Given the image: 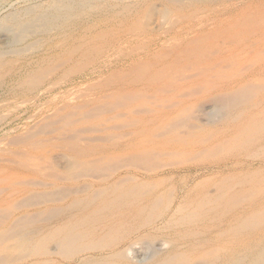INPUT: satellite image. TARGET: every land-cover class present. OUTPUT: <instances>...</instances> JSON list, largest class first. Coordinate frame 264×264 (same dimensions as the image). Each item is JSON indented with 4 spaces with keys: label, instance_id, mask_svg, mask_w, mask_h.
I'll use <instances>...</instances> for the list:
<instances>
[{
    "label": "bare ground",
    "instance_id": "1",
    "mask_svg": "<svg viewBox=\"0 0 264 264\" xmlns=\"http://www.w3.org/2000/svg\"><path fill=\"white\" fill-rule=\"evenodd\" d=\"M20 10L0 91L36 109L0 139V264H264V0Z\"/></svg>",
    "mask_w": 264,
    "mask_h": 264
},
{
    "label": "rangeland",
    "instance_id": "2",
    "mask_svg": "<svg viewBox=\"0 0 264 264\" xmlns=\"http://www.w3.org/2000/svg\"><path fill=\"white\" fill-rule=\"evenodd\" d=\"M45 1H47V0H0V19H2L3 17H5L6 15H8V13L10 14V13H12V12H19V10L21 9H23L24 7H27V6H29V5H35L36 4V2H37V4L38 3H41V2H45ZM30 3V4H29ZM33 3V4H32ZM20 10V11H21ZM11 11V12H10ZM5 15V16H4ZM86 16V15H85ZM84 16V17H85ZM81 21V20H80ZM79 21V22H80ZM71 23H73V22H71ZM71 25V24H70ZM54 32V33H53ZM56 32H58L57 30H51V32L48 34V36H50V34L52 33L53 35H56L57 33ZM51 34V35H52ZM40 36H42V35H36V37H40ZM44 36V35H43ZM3 36H0V44L3 46L4 45V42H5V38L3 37V39H1ZM57 38H58V36L55 38V39H53L52 41H50V40H48L45 44L46 45H44L43 46V48H45L46 46H48L49 44H53V42H55L56 40H57ZM33 39V37L32 38H28V39H26L23 43H20L19 45L21 46H23L25 43H27V42H29V41H31ZM3 41V42H2ZM3 43V44H2ZM29 55L30 54H32V52H31V50L30 51H28L27 52ZM9 93L10 92H4V91H0V103L2 104V106H1V104H0V122H2V123H0V139H2V141L4 142L5 140H7V138L9 137V135H10V137L11 136H13V135H15V133L17 134L18 132H20V131H22V129L23 128H21V130H20V127H25V125H26V114H27V112H28V115L29 114H31V113H33V111H34V108L36 109V106L35 105H33V104H27L26 106H24V107H22L21 108V106H19L20 105V102H19V100H21L22 99V97H20V95L19 94H15V96H13V94H11L10 93V95H9ZM8 94V95H7ZM12 95V96H11ZM17 95H19V96H17ZM5 96V97H4ZM9 96V97H8ZM2 97L4 98L3 100H2ZM19 103H18V102ZM4 102V103H3ZM5 102H8V106H7V103H5ZM12 104V105H11ZM5 105V106H4ZM2 107V108H1ZM28 107V108H27ZM8 110H7V109ZM23 108H26L27 109V111H25L24 112V109ZM16 109V110H15ZM17 109H18V111L20 112V113H22L23 112V114H25V115H22L21 117H20V119L19 118H17L16 119V117L14 116V115H16V111H17ZM12 112H11V111ZM8 111H10L9 113H8ZM30 111V112H29ZM7 114H6V113ZM6 114V115H5ZM14 114V115H13ZM4 115V116H3ZM10 119V120H9ZM13 119H14V121H13ZM25 119V120H24ZM16 120H18V121H16ZM9 121V122H8ZM11 121H13V122H11ZM23 121V122H22ZM11 122V123H10ZM18 122V123H17ZM22 122V123H21ZM4 123V124H3ZM10 124V125H9ZM11 124H13V125H11ZM15 124H17V125H15ZM19 124V125H18ZM23 125V126H22ZM13 127V128H11V127ZM16 126V128H14ZM18 126V127H17ZM2 127V128H1ZM10 127V128H9ZM8 130H7V129ZM3 129V130H2ZM13 129V130H12ZM9 130H10V132H9ZM8 131V132H7ZM16 131V132H15ZM2 132V133H1ZM4 132V133H3ZM9 133V134H8ZM13 133V134H12ZM3 134V135H2ZM5 136V137H4ZM136 249H137V254L138 255H143L144 253H146V252H144V250H145V248H144V246L143 245H141V244H137L136 245Z\"/></svg>",
    "mask_w": 264,
    "mask_h": 264
}]
</instances>
